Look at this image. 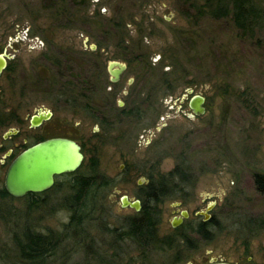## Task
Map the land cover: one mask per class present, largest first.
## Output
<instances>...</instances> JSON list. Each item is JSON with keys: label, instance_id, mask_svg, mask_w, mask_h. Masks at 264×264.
I'll return each mask as SVG.
<instances>
[{"label": "rangeland", "instance_id": "374dc122", "mask_svg": "<svg viewBox=\"0 0 264 264\" xmlns=\"http://www.w3.org/2000/svg\"><path fill=\"white\" fill-rule=\"evenodd\" d=\"M246 1L264 12V0ZM219 2L230 0H0V53L15 68L13 81L0 78V107L18 113L22 132L25 114L51 111L39 133L82 145L81 172L97 159L117 182L107 193L112 225L134 213L120 198L138 200L146 175L169 172L184 153L196 181L160 205L159 224L161 236L172 235V220L188 214L179 230L197 243L180 264H264V194L253 180L264 175V23L240 37L230 8L224 18L210 15ZM54 56L58 68L45 61ZM113 61L126 66L116 83L106 71ZM193 95L205 100L201 116L188 107ZM16 127H0V143ZM10 162L0 161V187ZM52 190L32 212L42 232L67 221L54 207L65 192ZM9 203L13 213L26 210L24 198ZM200 212L215 224L209 242L192 232ZM5 220L0 264H13V222Z\"/></svg>", "mask_w": 264, "mask_h": 264}, {"label": "trees", "instance_id": "16d2710c", "mask_svg": "<svg viewBox=\"0 0 264 264\" xmlns=\"http://www.w3.org/2000/svg\"><path fill=\"white\" fill-rule=\"evenodd\" d=\"M234 7L237 8L234 20L236 27L242 31V35L249 33L248 36H254L258 24L264 23V16L262 21H257L255 12H248V17L238 4ZM227 8V4L217 3L210 15L213 18H224ZM248 19L249 22L246 21ZM178 156V163L169 172L146 175L147 184L139 188L137 195L141 210L118 219L114 225L109 222L112 214L107 193L117 182L100 173L95 157L90 159L85 172H81V167L75 173L56 178L51 190L56 188L65 193L59 206L54 207L68 214L60 230L39 231L38 220L32 213L46 202L44 197L49 191L27 195L24 197L26 210L13 213L11 206L7 207L14 198L6 193L2 185L0 217L6 224L5 219L13 222L10 225L9 249L13 264H180L185 252L196 248V241L188 239L179 229L172 235L159 234L160 205L168 200L183 198L181 196L184 191L196 181L195 170L184 153ZM253 180L257 192L264 194V175L255 174ZM259 224L260 228H264L263 222ZM210 228L207 224H199L192 232L209 241ZM91 230L95 231L94 236ZM1 245L0 240V248L4 251L5 246ZM131 250L137 254L136 257L128 253Z\"/></svg>", "mask_w": 264, "mask_h": 264}, {"label": "water", "instance_id": "95a60500", "mask_svg": "<svg viewBox=\"0 0 264 264\" xmlns=\"http://www.w3.org/2000/svg\"><path fill=\"white\" fill-rule=\"evenodd\" d=\"M5 67L6 59L4 55H0V74ZM125 67L124 64L115 61L108 63L111 82L114 83L119 79ZM202 104L203 98L200 95H193L189 99L188 107L194 116L204 114ZM50 115L48 112L32 118V126H38L43 120H48ZM83 160L84 156L78 142L62 137L47 139L27 148L14 158L6 169L3 187L6 193L14 199H22L28 194L44 193L54 186L57 177L78 171ZM120 206L134 212L141 210V202L130 200L127 196L120 198ZM187 218L188 214L182 212L180 217L172 220V227H178L183 219Z\"/></svg>", "mask_w": 264, "mask_h": 264}, {"label": "flooded vegetation", "instance_id": "af4514ba", "mask_svg": "<svg viewBox=\"0 0 264 264\" xmlns=\"http://www.w3.org/2000/svg\"><path fill=\"white\" fill-rule=\"evenodd\" d=\"M219 3H221V2H219ZM227 4L229 5V7L227 8V11L230 8V15L227 13L226 16H228V15L230 16L234 27H236V24H235L234 20L237 17V8H235L234 6L237 5V4L241 7L240 10L246 12L248 17H250V14H248V12L253 11V12H255V17L257 18V21H262V17L264 16V12L262 11L263 9L261 7H258V5L253 3V2L246 1V0H230V2L227 3ZM245 5H248V7H246ZM219 11H220V9H218V12ZM217 19H220V17L217 18ZM246 21L249 22V19L246 20ZM259 25H261V23L258 24V26ZM236 29L239 31L240 37H251V34L248 36L249 33L246 32L247 35H242V31L239 30L237 27H236ZM19 41L21 42V41H23V39H19ZM39 43L42 44L41 42H39ZM0 55H4V57L6 59V67L1 72L0 78L4 74H7L8 76H10V81H13V76L12 75L15 73V68H14V65H11V61H12V59L14 57L9 55V54H7V53H5V52L0 53ZM45 61L47 63H50V64L53 62V65L55 66V68H58V66H59L58 59H56L55 56L52 57L51 59H48L46 57ZM106 69H107L106 70L107 73L110 75V73L108 71V64H107ZM125 70H126V67H125L124 71ZM123 72L120 74L119 79H120L121 75L123 74ZM116 82H114V83H116ZM1 98H2V95L0 93V100H1ZM188 102H189V100H188ZM204 102H205V100L203 98L202 107H204ZM48 112L51 114L50 118L48 120H43L38 126H32V124H31L32 118L39 117L40 115H44L45 113H48ZM204 113H205V109H204ZM191 114H192V116H194L192 111H191ZM52 116H53V113L51 111L47 110V109H44V108L35 109L31 114H28V113L25 114L23 120L26 122V126H25V131L23 130L24 132H22L21 131V126H20V124H22V120H20V118L18 117V113L16 111H10V110L5 112V111H3V108L0 107V127H3V126L5 127V126H8L9 124H12V123H16L18 125V127L11 128V129H9V131H7V132H5L3 134L2 141L0 143V151L3 152V153H2L0 161H11L12 162L16 156H18L21 152H23L27 148H29V147L37 144V143H40L42 141H45L47 139L57 138V137L68 138V137H64V136H56V137L45 138V136H44L45 134L41 135V133H39V132L43 131V126H45L47 124V122L51 119ZM57 128H56V126H53L52 130L55 131V130H57ZM48 129L49 128H46V130H45L46 133H47ZM52 130H49V131H52ZM42 133H44V131ZM19 138H21L20 139L21 142L19 140L17 141V139H19ZM68 139L74 140L72 138H68ZM74 141H76V140H74ZM80 146H81V150H82V154H83L82 145H80ZM83 156H84V154H83ZM55 182H56V179H55ZM54 186H55V184H54ZM53 187L51 189H53ZM51 189L49 191H51ZM46 192H48V191H46ZM46 192H44V193H46ZM44 193H41V194H44ZM206 210L209 211L208 208H206ZM198 214L202 217V221L199 224L203 225V226L205 224H207V225H209V227H211L208 230V237L210 238L209 241L213 240L214 237L216 236V232H214L215 224H214V222H213V220L211 218L210 212H207V213L200 212ZM183 221L178 227L173 228V229L176 230V229L181 228V226H183ZM261 222H263V221H261ZM261 222H259V223H261ZM255 224H257V223H253L252 226H255ZM198 239L201 240V241H205L204 239L199 238V237L196 236V240L197 241H198ZM209 241H206V242H209ZM214 263H217V262H214ZM220 263H222V262H220Z\"/></svg>", "mask_w": 264, "mask_h": 264}]
</instances>
